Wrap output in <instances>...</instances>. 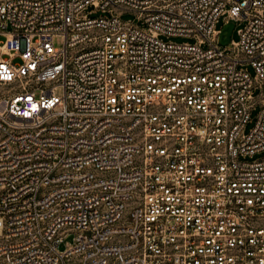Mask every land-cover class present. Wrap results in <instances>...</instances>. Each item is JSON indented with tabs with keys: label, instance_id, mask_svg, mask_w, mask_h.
Instances as JSON below:
<instances>
[{
	"label": "built area",
	"instance_id": "1",
	"mask_svg": "<svg viewBox=\"0 0 264 264\" xmlns=\"http://www.w3.org/2000/svg\"><path fill=\"white\" fill-rule=\"evenodd\" d=\"M263 151L264 0H0V264H264Z\"/></svg>",
	"mask_w": 264,
	"mask_h": 264
},
{
	"label": "rangeland",
	"instance_id": "2",
	"mask_svg": "<svg viewBox=\"0 0 264 264\" xmlns=\"http://www.w3.org/2000/svg\"><path fill=\"white\" fill-rule=\"evenodd\" d=\"M86 13L89 14L91 18H100V17H108V13H104L101 10H96L93 7H89L86 11ZM122 19L124 21H131L133 24L139 26V27H145V23L142 20H139L137 16L133 13H126L123 14ZM247 25L246 21H235L228 18V13H224L220 16L218 19L215 29L217 31H220V36L218 39V43L221 49L226 50V53H230L232 51V42H238L239 41V34L238 31L242 28H244ZM165 41H173L175 43H195V40L189 39V38H166L162 37ZM54 45L56 48L60 49L63 46V39L62 37H56L54 39ZM239 69L247 70L252 77L255 76V71L250 65H243L240 66ZM58 95H62V90H59L57 92ZM254 99L256 102H259V91H254ZM261 111L260 105H256L254 109L251 112L250 121L246 126L245 133L248 134L253 127L255 126V123L257 121L258 115ZM264 159V151L261 153H258L253 156V158H248L247 160L253 161V160H259ZM74 242V235H68L65 239V244H62L60 246V250H64L66 248V244H73Z\"/></svg>",
	"mask_w": 264,
	"mask_h": 264
}]
</instances>
